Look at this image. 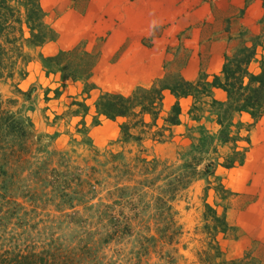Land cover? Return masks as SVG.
<instances>
[{"label":"trees","instance_id":"1","mask_svg":"<svg viewBox=\"0 0 264 264\" xmlns=\"http://www.w3.org/2000/svg\"><path fill=\"white\" fill-rule=\"evenodd\" d=\"M259 25L261 33L252 38H247L248 31L240 33L238 44L224 56L220 74L212 75L211 81H208V75H200L195 81L186 80L181 74L182 62L180 68L166 72L149 86H136L129 93L109 92L94 84L92 77L97 54L83 44L41 57L48 72L60 73L62 79L82 81L87 94L99 91L93 123L99 125L101 117L120 120L123 143L139 144L146 136L164 141L165 132L181 124L179 101L182 98L209 97L213 88L222 90L225 98L213 99L210 103L217 130L212 132L204 126L198 127V137L181 154L178 164L168 165L139 157L129 162L122 153H117L105 162L85 169L68 164L66 153L49 150V145L42 143L43 135L35 133L30 119L4 108L0 98V208L12 206L0 215V264H123L108 256L106 250L111 244L119 245L132 236L136 226L139 227L144 216L141 217L132 200L136 195L144 197L149 190L157 193L151 195L156 210L152 215L156 221L153 230L157 237L135 232L139 245L132 251L128 264H140L143 258L149 257L150 248L158 243L163 249L162 258L168 264H174L171 250L166 252L164 249L176 243L181 227L173 219L170 202L197 180L204 179L208 185V178L217 168L230 170L242 166L250 148L248 134L264 115V51L259 52L264 43V15ZM56 39L57 33L47 21L41 0H0V78L12 77L19 65H22L20 75H26L24 67L30 56L25 49L37 48ZM167 92L175 102L163 118L164 124L158 126ZM245 116L249 122H244ZM243 130L246 136L242 135ZM243 141L246 146L240 145ZM83 144L91 145L88 138ZM222 148H226L224 154L220 153ZM54 157L59 160L58 167L52 166ZM108 186L113 191L108 190L107 196L116 195L112 204L98 197L100 187L106 190ZM208 189L209 186L204 187L205 195ZM215 189L223 199L232 194L222 183ZM18 198L22 203L17 201ZM24 203L31 208L26 209ZM46 203L55 204L61 213L55 219L38 221V225L48 222L42 231L55 230L47 241L37 243L31 237L24 243H13L17 240L16 233L6 237L4 233L19 211H23L19 220L28 225L30 219L25 221L23 218L26 215L31 218V214L38 216L36 210ZM116 205H120L121 210L115 212ZM128 205L130 214H125L123 209ZM76 206H82L84 213L80 214L78 210L62 213ZM205 207V221L212 223L206 228L213 234L210 233L208 249L200 254L202 264H264L252 253L225 261L215 240L218 232L226 233L230 229L225 212L219 215L209 205L205 204ZM133 221L137 222L136 226ZM37 224H29L32 231H36ZM59 231L62 234L55 237ZM133 258L135 261L131 263Z\"/></svg>","mask_w":264,"mask_h":264},{"label":"rangeland","instance_id":"2","mask_svg":"<svg viewBox=\"0 0 264 264\" xmlns=\"http://www.w3.org/2000/svg\"><path fill=\"white\" fill-rule=\"evenodd\" d=\"M239 1L161 0V7L156 12L159 14L156 19L161 25L152 33L130 29L123 40H113L109 45L103 46L107 42L104 36L96 40L91 49L87 42L82 40L81 44L97 54L92 77L94 84L100 90L129 93L136 86H148L154 82L156 79L150 80V75L174 72L180 68L182 62H187L193 55L196 59L198 58L197 65L200 69L195 80L200 75H206L202 60H206L208 56L207 52L211 47L208 43L222 36L231 38L228 48L230 51V48L239 42L238 38L243 28L230 35L228 34L230 24L237 23L245 16V8L253 0H245L242 8H238ZM260 1L264 12V0ZM42 5L46 6V0H42ZM259 12L260 10L254 9L250 17L255 18ZM262 17L258 19L255 28H247V38L261 33L262 27L259 21ZM54 27H57L56 23ZM56 33L57 39L54 42H46L40 47L25 49L30 56L29 63L24 67L26 75H20L22 65H19L14 69L12 77L0 78V98L4 108L30 119L35 133L43 135L42 143L49 145V150L66 153L69 159L68 164L72 167L85 169L98 162H105L112 154L117 153H122L129 162L139 157L147 161L156 159L168 165H176L180 161L181 154L198 137V127L204 126L212 132L217 130V125L213 121L214 117L210 112V103L214 99L211 93L209 97L198 95L195 100L188 97L179 101L182 110L181 124L172 127L171 131H166L164 141L160 142L151 136H146L139 144L123 143L120 140V120L110 121L101 117L99 125L93 123L98 90L87 94L84 92L82 81L62 79L60 73L48 72L43 67L41 57L55 54L59 43H62L58 40L57 31ZM263 51L264 43L262 48H259L260 53ZM214 57L215 53L213 59ZM211 80L212 77L208 78V81ZM174 102L175 98L167 92L157 121L158 126L164 124L163 118L167 116ZM192 106H195V109H192ZM243 118L244 122L250 121L246 116ZM148 121H151V118L148 117ZM263 132L264 116L248 134L250 148L247 160L242 166L230 170L217 168L208 178V185L204 179L197 180L173 202H170L173 219L181 227V235L176 243L164 249L166 252L171 250L174 264H202L200 254L208 249L210 233L213 234V231L206 228V225L211 226L212 223L210 220L205 221L203 215L207 213L205 204L216 210L219 215L225 212L227 224L230 226L226 233L218 232L215 236L223 259L234 260L246 253H252L264 263V250L258 246L255 239L256 233L264 227V224H250L248 215L243 214L250 205L260 203L261 196H264V165L258 163L261 161L262 164L264 161V157L263 160L258 159L259 156L264 155ZM242 135H247L245 130ZM85 138L90 140V147L83 144ZM240 145L247 144L243 141ZM225 150L226 148L220 149V153L224 154ZM58 164V158L54 157L52 166L58 167ZM218 183H222L232 193L227 199L221 198V194L216 191L215 187ZM206 186H209V189L205 195L204 187ZM100 190L98 197L112 204L116 195L107 196V191H113L112 188L108 186V189L104 190V187H100ZM151 195L155 196L157 193L149 190L144 197L136 195L132 200L137 206L136 209L140 211L141 217L144 216L142 222H139V227L136 226V221L132 224L136 226L134 233L157 237L153 230L156 221L152 215L156 210ZM17 201L22 203L21 198ZM96 201L97 199L92 203ZM145 203L148 204L145 205ZM23 205L28 210L31 208L28 204ZM54 205L53 203L43 204L40 210H36L38 216L31 214L29 218L26 215L23 219L25 221L30 219L28 225H23L25 222L21 223L19 220L23 216V211H19L4 234L9 238L11 234L16 233L17 240H13V243H24L25 240H31V237L37 243L47 241L55 230L44 232L42 227L48 222L39 225L37 223L40 220L45 222L61 215ZM11 208L12 206L1 207L0 215ZM130 208L129 205L125 207L124 213L130 214ZM73 210H78L80 214L84 213L82 206H76L62 213L71 214ZM119 210L121 206L116 205L115 212ZM29 224L31 226L37 224L36 231H32ZM38 232H40L39 235ZM134 233L126 237L119 245L111 244L106 250L108 256L118 259L117 262L128 264L132 251L137 250L139 245ZM61 234L62 232L59 231L54 236L58 237ZM155 247L150 248L149 257L143 258L140 264H168L162 258L163 249L160 244L158 243ZM134 261L133 258L131 263Z\"/></svg>","mask_w":264,"mask_h":264},{"label":"crops","instance_id":"3","mask_svg":"<svg viewBox=\"0 0 264 264\" xmlns=\"http://www.w3.org/2000/svg\"><path fill=\"white\" fill-rule=\"evenodd\" d=\"M160 1L161 0H46V6L43 8L47 15V21L52 24V27H54L56 23L57 27L54 28L58 32V40L62 42L58 45V51L71 49L82 40L86 41L89 49H91V47L94 46L93 44L96 43L95 41L104 36L107 42L103 46H107L113 40H123L126 38V33L130 29L144 31L150 34L161 25L158 19H156V16L159 15L156 14V12L161 7ZM244 5L245 0H240L238 8H242ZM261 5L262 2L260 0H253L249 5L247 4L245 16L239 19L237 23L232 22L230 24L228 34L233 35L241 28H243L242 31H248L247 28H255L258 19L264 15ZM254 9L257 11L260 10V12L258 16L251 18L250 15L253 13ZM105 33L110 34L107 35ZM228 39L229 38L222 36L208 43L209 46H211L207 52L208 56L206 60H202L204 62L203 71L208 75V78L212 75L220 74L224 56L229 51L228 48L231 38L229 41ZM215 48L217 49L216 51L214 50ZM214 53L215 57L213 59ZM197 59L193 55L188 58L187 62L184 61L181 74L186 80L194 81L198 75L200 69L197 65ZM162 76L163 75H159L158 73V75H150L149 79L155 80ZM212 94L216 100H223L225 98L224 92L220 89L213 88ZM263 157L264 155L261 157L259 156L258 159L263 160ZM255 163L257 162L255 161ZM258 163L264 165V161H262V164L261 161ZM260 199V203L258 202L250 205L243 213L244 216L248 215L250 224H264V196H261ZM261 228L256 233L255 239L258 246L264 250V227Z\"/></svg>","mask_w":264,"mask_h":264}]
</instances>
